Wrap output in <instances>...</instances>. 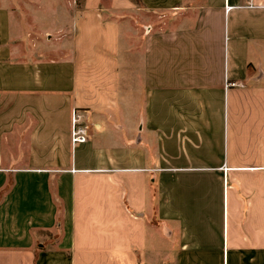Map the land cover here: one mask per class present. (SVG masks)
Masks as SVG:
<instances>
[{
  "label": "crops",
  "instance_id": "0c3cea01",
  "mask_svg": "<svg viewBox=\"0 0 264 264\" xmlns=\"http://www.w3.org/2000/svg\"><path fill=\"white\" fill-rule=\"evenodd\" d=\"M252 4L0 0V264H264Z\"/></svg>",
  "mask_w": 264,
  "mask_h": 264
},
{
  "label": "built area",
  "instance_id": "2783aa9c",
  "mask_svg": "<svg viewBox=\"0 0 264 264\" xmlns=\"http://www.w3.org/2000/svg\"><path fill=\"white\" fill-rule=\"evenodd\" d=\"M247 6L252 7V0H246ZM231 9V6H226V10ZM235 82H226L225 87L234 86ZM88 127L82 122L81 114L78 109H73L70 115V143L72 146L81 144L87 141Z\"/></svg>",
  "mask_w": 264,
  "mask_h": 264
},
{
  "label": "rangeland",
  "instance_id": "374dc122",
  "mask_svg": "<svg viewBox=\"0 0 264 264\" xmlns=\"http://www.w3.org/2000/svg\"><path fill=\"white\" fill-rule=\"evenodd\" d=\"M81 0H76V3L79 4ZM52 22H43V25L46 29H49L48 26L51 25ZM142 31L144 32V28H142ZM51 34V32H50ZM58 33H53V36H56ZM59 235V234H58Z\"/></svg>",
  "mask_w": 264,
  "mask_h": 264
},
{
  "label": "trees",
  "instance_id": "16d2710c",
  "mask_svg": "<svg viewBox=\"0 0 264 264\" xmlns=\"http://www.w3.org/2000/svg\"><path fill=\"white\" fill-rule=\"evenodd\" d=\"M137 3H140V0H135Z\"/></svg>",
  "mask_w": 264,
  "mask_h": 264
}]
</instances>
